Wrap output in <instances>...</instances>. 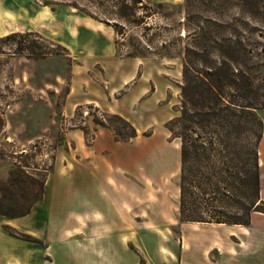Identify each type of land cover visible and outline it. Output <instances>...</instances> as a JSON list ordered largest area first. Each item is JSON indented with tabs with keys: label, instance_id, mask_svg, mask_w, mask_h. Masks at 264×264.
<instances>
[{
	"label": "rangeland",
	"instance_id": "obj_1",
	"mask_svg": "<svg viewBox=\"0 0 264 264\" xmlns=\"http://www.w3.org/2000/svg\"><path fill=\"white\" fill-rule=\"evenodd\" d=\"M149 1L172 6L183 3ZM153 21L158 25L170 22L159 17ZM83 26L112 34L115 46L112 27L68 4L0 0V37L12 30L32 31L25 38L27 44L37 42L45 52L30 56L28 49L18 52L14 40L0 41V203L14 211L30 208L21 217L0 215V264H183V235L189 243L186 251L182 249L185 264H200L206 245L219 240L222 244L217 248L223 247L229 230L180 217V141L167 125L180 103L182 44L143 57L127 56L124 48H115L121 68L128 70L126 76L115 73V81H128L115 95L122 98L130 86L144 85L137 93L138 102L131 104V117L122 115L137 129L136 136L130 137L132 127L116 117L100 116L94 103L79 105L72 114L67 109L73 70H77L79 82L83 81L81 75L88 64L85 51L95 45L76 39ZM259 28L264 31V25ZM171 36H177V31ZM95 80L109 84L103 72ZM95 118H107V125L121 132L118 136L113 130L115 138L124 142L123 136H127L131 142L130 148L117 150L118 172L123 176L117 184L126 188L124 174L129 175L132 211H137V225L132 223V228L83 227L82 215L98 218L102 208L97 200L88 202L81 193V158L87 149L78 148L77 137L70 133L81 129L86 143L91 144L101 127ZM261 149L264 179V137ZM16 175L18 181L3 185ZM262 223L264 217H256L252 230L257 232ZM218 250L210 252L212 261L218 260Z\"/></svg>",
	"mask_w": 264,
	"mask_h": 264
},
{
	"label": "trees",
	"instance_id": "obj_2",
	"mask_svg": "<svg viewBox=\"0 0 264 264\" xmlns=\"http://www.w3.org/2000/svg\"><path fill=\"white\" fill-rule=\"evenodd\" d=\"M38 1L68 4L111 26L115 48H124L127 56L143 57L182 44L180 103L167 125L180 141V217L249 225L254 212L264 213V31L259 28L264 25V0H183L179 6L149 0ZM157 17L170 22L158 25L153 21ZM175 30L177 36H171ZM32 33L15 31L0 41L14 40L17 51L28 49L30 56L44 54L39 43L27 44ZM94 107L105 117L124 120L133 129L129 136H136L137 129L122 115ZM105 120L95 118L110 127ZM19 179L11 176L3 185ZM29 213L30 208L14 211L0 203V215L7 218Z\"/></svg>",
	"mask_w": 264,
	"mask_h": 264
},
{
	"label": "crops",
	"instance_id": "obj_3",
	"mask_svg": "<svg viewBox=\"0 0 264 264\" xmlns=\"http://www.w3.org/2000/svg\"><path fill=\"white\" fill-rule=\"evenodd\" d=\"M106 26L111 27L109 25ZM111 38L112 34H105L101 30H96L89 26L78 28L76 39L82 44L87 43L90 45L93 42L95 45L90 50L85 51L88 64L84 66L85 73L81 75L83 81L79 82L77 70H73L71 87L66 97V106L70 114L79 105L94 103L107 113L120 114L127 118L131 117L129 111L132 106L131 104L138 102L139 96H137V93L143 90L144 85L143 82H139L130 86V92L122 98H118L115 95L117 91L128 84L127 80L123 82L115 81V73L118 72V74L126 76L128 72L125 71L128 70L121 68V60L115 56V46L112 44ZM102 72L109 78L107 81L109 84L105 86L95 80ZM95 132L96 135L91 144L86 143L85 134L81 129H74L70 133V135L77 137L78 148H83V151L85 148L87 149V152H83L81 158L82 172L79 175L82 181L81 193L88 198V202L96 203L97 200L102 208L97 214L98 218L94 216L96 218L93 217V220L88 215H82L83 227L89 229L99 226L104 229L114 230H120L123 227L132 228V223L137 225V211L136 209L135 212L134 209L132 211L133 194L130 188L129 175L124 174L126 188H119L117 184L123 178L122 174L118 172L119 157L117 150L121 147L130 148L131 142L117 140L110 127L101 126ZM261 150L260 146L262 196L264 179ZM125 161L128 162V159ZM89 198H93V200H89ZM123 205L126 208H123ZM256 217H264V213L254 212L249 225L207 223L218 225H212L211 227L228 228L229 233L225 239L227 242L223 244V247L217 248V246L220 247V244H222L219 243V240L206 245L205 258L200 264H264V223L258 227L257 232H254L252 230V223ZM96 223L99 225H96ZM118 235L121 240V233ZM182 238L180 255L183 264H185L186 260L182 249L186 251L189 243L186 235H183ZM215 248L219 249L216 251L218 257L216 262L210 259V252Z\"/></svg>",
	"mask_w": 264,
	"mask_h": 264
},
{
	"label": "built area",
	"instance_id": "obj_4",
	"mask_svg": "<svg viewBox=\"0 0 264 264\" xmlns=\"http://www.w3.org/2000/svg\"><path fill=\"white\" fill-rule=\"evenodd\" d=\"M100 116H102V114H100Z\"/></svg>",
	"mask_w": 264,
	"mask_h": 264
}]
</instances>
